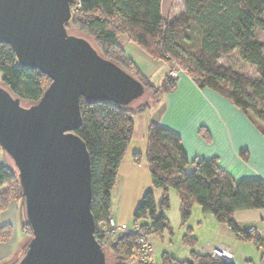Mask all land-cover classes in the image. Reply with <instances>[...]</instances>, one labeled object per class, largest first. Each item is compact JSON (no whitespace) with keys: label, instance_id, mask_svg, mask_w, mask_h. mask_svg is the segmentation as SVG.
<instances>
[{"label":"trees","instance_id":"obj_1","mask_svg":"<svg viewBox=\"0 0 264 264\" xmlns=\"http://www.w3.org/2000/svg\"><path fill=\"white\" fill-rule=\"evenodd\" d=\"M184 1L183 13L170 21L162 17L161 0H80L81 9L77 12L74 11L76 0H69L72 19L65 27L69 33L77 30L89 38L104 59L113 61L139 80L153 99L161 92L172 91L176 80L167 74L161 85L154 86L125 57L120 37H126L168 67L175 62L199 89L214 91L261 125L264 135V53L263 45L255 39V30L264 32V0ZM232 52L256 71L258 76L254 80L219 65L221 57ZM0 72V84L24 104H35L50 85L47 75L37 69L20 67L11 46L5 43H0ZM79 105L82 123L75 134L82 138L89 152L94 237L110 252L111 264H146L139 261L137 244L142 237L162 238L170 230L164 212L170 205L169 189L178 194L182 225L187 223L192 207L197 204L203 213L212 215L243 241L261 244L257 237L237 231L231 217L238 210L264 208V180L236 181L219 166L216 157L190 161L181 137L155 122H150L147 128L144 158L152 188L163 193L159 202H155L152 190L141 197L132 213L131 224H138L137 231L111 232V191L117 182V169L132 139L135 115L145 112L151 103L145 101L132 108L113 102L86 103L81 99ZM202 134L208 137L205 130ZM240 155L246 159V153ZM138 156V153L134 156L136 161ZM21 201L16 171L8 166L0 167V213L12 202H18L20 207ZM99 223L104 229L97 226ZM21 226L28 240L31 229L24 222ZM12 232L11 225L1 226L0 242L7 243ZM185 233L183 244L194 248L196 239L191 229ZM189 255L190 260L185 262L164 255L162 264H229L194 250ZM17 256L18 252L2 264H11Z\"/></svg>","mask_w":264,"mask_h":264},{"label":"water","instance_id":"obj_2","mask_svg":"<svg viewBox=\"0 0 264 264\" xmlns=\"http://www.w3.org/2000/svg\"><path fill=\"white\" fill-rule=\"evenodd\" d=\"M71 15L69 0H0V43L20 67L50 79L29 105L0 84V149L14 163L20 218L31 229L11 264H107L94 237L89 152L75 134L79 104L131 107L146 91L88 38L68 32Z\"/></svg>","mask_w":264,"mask_h":264},{"label":"crops","instance_id":"obj_3","mask_svg":"<svg viewBox=\"0 0 264 264\" xmlns=\"http://www.w3.org/2000/svg\"><path fill=\"white\" fill-rule=\"evenodd\" d=\"M161 2L163 19L171 21L183 13L184 0H161ZM119 43L124 49L125 57L134 62L143 76L154 86L163 83L168 74L167 64L151 58L135 43L129 42L126 37L121 36ZM149 99L147 102L151 103V107L134 117L135 127L132 139L119 164L117 182L111 191V207L114 199L115 201L124 200L128 208L130 205L127 191L129 182V186L134 188L137 183L135 178L139 171L138 168L142 171L145 169L144 174L149 171L146 160H143L142 156L146 151V132L150 122L169 128L178 134L190 161L216 157L219 166L236 181L248 178L264 180L262 126L254 123L246 113L233 107L228 100L212 90L199 89L192 79L184 74L177 78L172 91L161 92L156 99L149 94ZM136 117L141 118L139 126L136 124ZM204 130L208 133L207 138L202 134ZM142 143L145 147L144 152H141ZM240 152L246 153V159L241 157ZM136 153L139 154L138 161L134 157ZM195 205L197 204H194L192 210L198 209L194 208ZM110 212L111 220L115 225H127L126 222H121L118 213L116 215ZM199 215L198 222L203 224L204 228L202 231L205 232V224L208 223L210 233H206V236L204 234L200 236V233L199 237L193 236L196 242L200 239L203 243L199 242L196 251L194 248H191L192 250L198 254L207 255L210 249L223 245L239 264H264V208L238 210L231 217L237 231L247 232L250 227L257 230L258 236L256 237L261 241L260 245H256L253 241H243L240 235L238 236L229 227L216 221L210 214L201 212ZM21 223L18 202L10 203L6 211L0 213V227L9 224L13 230L7 243L0 242V263L7 261L13 254L16 255L20 244L23 241L27 242ZM189 228L193 234L194 230Z\"/></svg>","mask_w":264,"mask_h":264},{"label":"rangeland","instance_id":"obj_4","mask_svg":"<svg viewBox=\"0 0 264 264\" xmlns=\"http://www.w3.org/2000/svg\"><path fill=\"white\" fill-rule=\"evenodd\" d=\"M177 5H178V3H177ZM263 19H264V15H263ZM72 35H79L81 37H84V35L80 34L77 30L73 31ZM255 39L263 45V53H264V32L255 30ZM90 42H92V41H90ZM218 63L220 66L222 65L224 67H229V68L233 69L234 71L238 72L239 74L245 75L252 80H254L258 76V75H256V71L254 69H252L249 65H247L246 63L241 61V59L239 58V56L236 52H232V54L222 56ZM168 71H169V68H168ZM1 77H2V75L0 72V78ZM149 100H150L149 94L147 92H145V94L142 97L138 98L134 102V105H132L131 107L134 108V106L141 104V103H144L145 101H149ZM151 101H152V99H151ZM149 114H151V113H149ZM146 116H144V117H146ZM152 117L153 116L151 115V118ZM135 119H136L135 120L136 124L139 126V122H140L141 118L136 117ZM149 119H150V116H149ZM144 148L145 147H143V143H142L141 152H144V150H143ZM0 154H1V156H0V160H1L0 161V167L8 166V167L13 168L14 163H12V160L9 158V156H7L6 153L2 152L1 149H0ZM142 158H143V160H145L144 156H142ZM138 169H139V171H138L136 178H135L137 180L135 187L131 188L129 186L130 182L128 185L129 190H127V191L129 193L128 194L129 195V202H130L129 207L127 208L125 206L126 204L124 203V200H122V201H119V200L115 201L114 199L112 200L113 205L111 207V211L114 212L116 215L118 213L121 222H126L125 224H127V225H131L132 217H133L132 213L139 206L141 197L146 192H148L149 190L153 191L155 202H159L160 197L163 193V190H161V189L158 190V189L152 188L149 171H148V173L145 172V174H144L143 171H146L145 169L143 171L140 168H138ZM114 192H116V191H114ZM113 198H114V196H113ZM135 198H136V200H135ZM168 200L170 201V205H169V208L167 210H165L164 212H165V216L167 218V221L170 225V230L165 231L163 233L164 235L162 236V238L157 237L155 235H152L148 239L150 246H152V253L151 254H152V259H153L154 264H162L164 255H166V256L169 255L168 257L172 256L173 259L175 257L180 261H185L186 259H188V260L190 259L189 252L192 249L190 246H188L186 244L184 245L182 242V238H183L184 234H186L185 232L189 227H191L194 230L193 234H192V236H194V237H199L198 236L199 233H200V236H202L203 234L206 236V233H208V234L210 233L209 229H208V228H210V225L208 223L205 224L206 230L204 232V231H202V230H204L203 224L201 225L198 222V219H199L198 217L200 216L199 214H201V212H202L200 206L195 205L194 208H198V209L192 210L193 212H192L191 217L189 218L187 223L182 225L181 214L179 212L180 201L178 198V194L175 190L169 189ZM135 225H138V224H135ZM98 227H100V226H98ZM101 228L104 229L103 226ZM25 237H26L25 240L27 241V235L26 234H25ZM199 242H200V239L197 240V242H195V244H196V246L194 247L195 251H196L197 246L199 245L198 244ZM22 243L25 244L24 241ZM22 243L20 244V246L18 248V251H17L18 255L20 253L19 251L21 250L20 248L23 246ZM200 243H203V242H200ZM106 259H107V264H111L112 260L110 259V252L108 253V251L106 252ZM0 264H2V263H0Z\"/></svg>","mask_w":264,"mask_h":264},{"label":"built area","instance_id":"obj_5","mask_svg":"<svg viewBox=\"0 0 264 264\" xmlns=\"http://www.w3.org/2000/svg\"><path fill=\"white\" fill-rule=\"evenodd\" d=\"M80 0H76L74 4V11H79L81 9V5L79 3ZM168 75L171 79L177 80V78L184 74L187 75L186 71H184L182 68L178 66L175 62H172L171 65L168 67ZM102 223H99L98 226H101ZM138 225L131 224V225H115L112 220L109 221V228L111 229V232H119V233H129L130 231H137ZM247 233L250 236H258L257 230H255L253 227H250L247 230ZM137 246L139 247V261L145 262L146 264H152V246H150L148 240L144 237L140 238ZM264 254V251H263ZM208 255H210L215 260H221L225 263H231V264H239L233 257L232 254H230L227 250V248L223 245H219L218 247L210 249L208 252ZM136 264V262H135Z\"/></svg>","mask_w":264,"mask_h":264}]
</instances>
